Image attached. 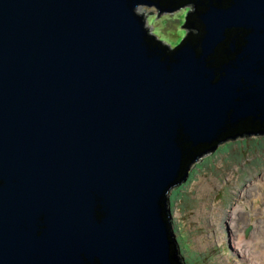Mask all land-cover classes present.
<instances>
[{"label": "water", "instance_id": "1", "mask_svg": "<svg viewBox=\"0 0 264 264\" xmlns=\"http://www.w3.org/2000/svg\"><path fill=\"white\" fill-rule=\"evenodd\" d=\"M189 3L174 48L138 13ZM243 134L264 0H0V264H182L169 194Z\"/></svg>", "mask_w": 264, "mask_h": 264}, {"label": "rangeland", "instance_id": "2", "mask_svg": "<svg viewBox=\"0 0 264 264\" xmlns=\"http://www.w3.org/2000/svg\"><path fill=\"white\" fill-rule=\"evenodd\" d=\"M191 11L189 5L159 14L153 5L138 8L151 34L171 48L185 37L188 30L181 26ZM256 191L263 195L261 204L253 201ZM263 199L264 135L225 140L191 163L185 181L168 197L172 230L186 264H251L232 242L239 232L252 238V248L264 251ZM260 260L264 264V257Z\"/></svg>", "mask_w": 264, "mask_h": 264}, {"label": "bare ground", "instance_id": "3", "mask_svg": "<svg viewBox=\"0 0 264 264\" xmlns=\"http://www.w3.org/2000/svg\"><path fill=\"white\" fill-rule=\"evenodd\" d=\"M262 197H263V195L260 194L259 191H256V193L253 194V201H255L256 203L260 202V204H261ZM234 212H236V209H235ZM232 225H234V224H232ZM232 243H233L232 246L235 248V251H237L239 253V255L242 256V258L249 259L251 264H263V263H261L260 259H262L264 257V255H263L264 251L258 252L255 249V247L252 248V238L245 239L243 237V234H240L239 232H237V234L233 238V242ZM252 249H253V251H252ZM261 255H263V256H261Z\"/></svg>", "mask_w": 264, "mask_h": 264}, {"label": "trees", "instance_id": "4", "mask_svg": "<svg viewBox=\"0 0 264 264\" xmlns=\"http://www.w3.org/2000/svg\"><path fill=\"white\" fill-rule=\"evenodd\" d=\"M192 12H193V11H191V13H192ZM189 32H191L193 35H194V34H197V31L194 30V29H193V30L191 29V30L186 31V34H188ZM186 34H185V36H186ZM182 40H183V39H182ZM182 40H181V41H182ZM181 41H180V42H181ZM179 44H180V43H179ZM177 45H178V44H177ZM257 135H264V134H257ZM247 136H248V134H243V135H242V137H247ZM180 258H181V262H182V264H186V261H185V259H184V257H183L182 255H181Z\"/></svg>", "mask_w": 264, "mask_h": 264}, {"label": "flooded vegetation", "instance_id": "5", "mask_svg": "<svg viewBox=\"0 0 264 264\" xmlns=\"http://www.w3.org/2000/svg\"><path fill=\"white\" fill-rule=\"evenodd\" d=\"M189 5V7H192V5H191V3H189V4H186V5H183L182 7H185V6H188ZM181 8V7H180ZM179 9V8H178ZM187 30H191V29H187Z\"/></svg>", "mask_w": 264, "mask_h": 264}]
</instances>
